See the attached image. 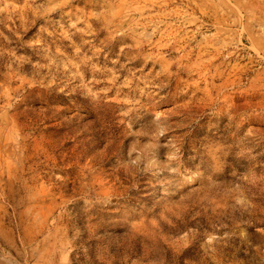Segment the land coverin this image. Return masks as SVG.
<instances>
[{
  "label": "rangeland",
  "instance_id": "374dc122",
  "mask_svg": "<svg viewBox=\"0 0 264 264\" xmlns=\"http://www.w3.org/2000/svg\"><path fill=\"white\" fill-rule=\"evenodd\" d=\"M0 264H264V0H0Z\"/></svg>",
  "mask_w": 264,
  "mask_h": 264
}]
</instances>
